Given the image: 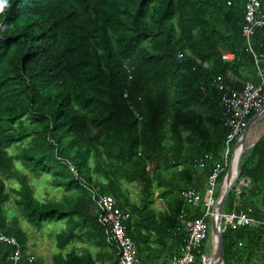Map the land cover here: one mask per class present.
<instances>
[{"label":"trees","instance_id":"obj_1","mask_svg":"<svg viewBox=\"0 0 264 264\" xmlns=\"http://www.w3.org/2000/svg\"><path fill=\"white\" fill-rule=\"evenodd\" d=\"M242 25V0H8L0 13V234L19 249L16 264H42L21 223L37 233L49 222H64L51 264L113 262L95 195L129 214L134 246V229L153 231L173 243L169 256L179 252V216L203 214L202 202L190 207L182 194L203 193L198 161L209 173L227 134L209 85L229 74L240 90L253 77L252 54L264 58V27L247 44ZM224 53L232 60H221ZM244 153L239 180L248 183L238 198L232 188L222 213L261 222L264 134ZM41 176L62 192L59 200L37 198L31 182ZM123 183L138 196L125 209ZM155 200L163 210L152 208ZM221 237L222 264H264L261 226L226 227ZM12 252L0 243V264H12Z\"/></svg>","mask_w":264,"mask_h":264},{"label":"built area","instance_id":"obj_2","mask_svg":"<svg viewBox=\"0 0 264 264\" xmlns=\"http://www.w3.org/2000/svg\"><path fill=\"white\" fill-rule=\"evenodd\" d=\"M242 17L241 36L248 44L254 31L264 27V7L261 6L258 0H242ZM252 57L254 65L253 77L250 81L243 82L240 90H236L229 84L231 79L229 74L215 77L209 85V89L217 94V103L221 110V125L226 129L227 134L218 162L212 163L210 166L203 193L187 190L182 194L186 204L190 207H196L202 202L203 214L199 218L189 219H185V214L179 216L182 219L185 237L179 247V252L171 255L163 264H209L207 257L209 258L210 256H205L202 253L206 249L207 242L202 247V250L200 248L202 243L207 240V233L210 227L206 219L211 220L215 211L217 200L214 199V193L216 189H222L224 186V172H227L226 175L233 174L232 169L234 170L236 158V156L234 157V152L241 144V135L249 131L256 121V116L264 108V58H258L254 54H252ZM220 58L223 61L232 60V56L227 53L222 54ZM230 145H232L231 152L229 150ZM203 160L208 161L210 157L204 156ZM232 160L233 166L231 165ZM201 162L202 159L198 161L199 167ZM247 183V179H241L240 182H236L233 187L236 198L239 195V187H244ZM94 202L101 212L99 223L106 228V241L115 248V257L112 264H142L136 257L133 242L126 234L124 223L128 220V214L119 209L112 197L95 195ZM239 205L240 203L237 199L235 206ZM220 221L222 232L226 227L235 229L261 226L264 228V220L261 222L254 221L243 213H222ZM0 243L9 244L13 247L11 261L12 264H16L19 259V249L14 240L0 234Z\"/></svg>","mask_w":264,"mask_h":264},{"label":"rangeland","instance_id":"obj_3","mask_svg":"<svg viewBox=\"0 0 264 264\" xmlns=\"http://www.w3.org/2000/svg\"><path fill=\"white\" fill-rule=\"evenodd\" d=\"M200 111L202 113L205 112L202 109ZM258 122L259 121H257L256 124H254L253 126L250 127L249 132L251 133V135L248 133L249 138L253 137L254 135L256 136V129L260 125V123H258ZM23 144H25V142ZM229 150H230V152L232 151V145H230ZM246 151H245V153H246ZM9 152H10V154H14L16 152V150L11 148L9 150ZM226 173L227 172H224V177H225ZM40 178L41 179H39V180H33L31 182V187L33 188V191L36 192L37 198L40 199L41 201H43L44 199H49V198L54 199L55 201L59 200L62 192L59 189H53L48 185V183H47L49 181L48 176H41ZM242 179H244V178H242ZM6 185L8 188H17V186H18L14 180H8ZM6 210H8L7 216L11 217L13 215V213L11 212L12 209H11V204L9 202L6 205ZM207 223L210 224V219L207 220ZM25 226L26 225L24 223H21V228L27 235V239H28L27 245L32 244L34 246L31 249V252H32V255L34 256L35 260L39 263H42V264H51L52 256L54 254L58 253V251L55 248L54 237L56 234L60 233L64 229V222L44 223V224H42L40 231L37 233H35L30 228H27V230L25 231ZM210 231H211V228L209 227L207 240H206L207 246H206V249L202 252L203 255H205V256H210V254H211V247H212V241H213L214 235H212V237H211ZM73 244L74 243L67 246V248H65L60 253L61 254L66 253L70 249V247H73L72 246ZM212 263L218 264L217 258H215V260H213Z\"/></svg>","mask_w":264,"mask_h":264},{"label":"crops","instance_id":"obj_4","mask_svg":"<svg viewBox=\"0 0 264 264\" xmlns=\"http://www.w3.org/2000/svg\"><path fill=\"white\" fill-rule=\"evenodd\" d=\"M196 169L198 171L195 174V178H196L195 184L198 188L202 186L199 189H203L205 187V180L208 174L205 172L206 167H203V168L199 167ZM207 169L210 170V167L207 166ZM179 170H180V167L175 166L172 169H170L169 172L173 173L172 175H174V173L179 172ZM98 181H102V180L99 179ZM122 185L125 188L124 189L125 193L123 195V198H124L123 204H124V209H125L126 206H128V202L129 204L137 203L138 196H137V192H136L134 185L125 184V183H123ZM152 208H155L156 211L163 210L162 204L156 200ZM132 222H133V218L131 219V223ZM135 231L136 230L134 229L133 233H134V237L136 238L135 250L137 251L136 257L142 264H163L168 258H170L169 256L170 253H168L169 250H166V249H168V246L170 245L172 248L173 243L169 242V240L157 239L156 237L157 233H154L153 231H147V232L142 231L141 234ZM165 246H166V249H165ZM104 264H112V261L108 263H104Z\"/></svg>","mask_w":264,"mask_h":264},{"label":"water","instance_id":"obj_5","mask_svg":"<svg viewBox=\"0 0 264 264\" xmlns=\"http://www.w3.org/2000/svg\"><path fill=\"white\" fill-rule=\"evenodd\" d=\"M257 119V116H256ZM264 134V132L259 135L255 141H253V143L250 145V147H252L254 145V143ZM244 136L245 133H243L241 135L240 141L241 143H244ZM250 147H248L247 149H240L236 155L235 158V167H234V172L235 174H227L225 175L224 179V186L222 187V193L221 195L218 197L217 199V203L215 205V211H216V215L215 218H211L210 220V228H211V237L212 235H215V245L212 246V252L210 254L209 257V261H211L214 258L218 259V264H222L221 261V257H222V228H221V215H222V208H223V204L227 198L228 193L232 190V188L234 187V185L236 184V182H240L241 180L238 179L239 174H240V161H241V157L243 155V153L248 150ZM210 264V262H209Z\"/></svg>","mask_w":264,"mask_h":264},{"label":"bare ground","instance_id":"obj_6","mask_svg":"<svg viewBox=\"0 0 264 264\" xmlns=\"http://www.w3.org/2000/svg\"><path fill=\"white\" fill-rule=\"evenodd\" d=\"M257 121H259L258 123H260V125H259V127L256 129V136L254 135L253 137H251V138H249V136H248V133L251 135V133L249 132V131H247L246 133H245V136H244V143L242 142L240 145H239V147H238V149H242V148H244V149H247L248 148V146L263 132V130H264V108H263V110L259 113V115L257 116V119H256V121H255V123L254 124H256V122ZM253 126V125H252ZM250 130V129H249ZM253 134V133H252ZM238 149L237 150H235V152H234V157L236 156V154H237V151H238ZM233 164V160H232V163H231V165ZM233 166V165H232ZM232 173H235L234 171H233V169H232ZM215 215H216V211H214V213H213V218H215ZM215 245V235H214V238H213V241H212V246H214ZM213 260H215V258L214 259H212L211 261H209V258L207 257V261H209L210 262V264H213L212 262H213ZM218 260V259H217Z\"/></svg>","mask_w":264,"mask_h":264},{"label":"clouds","instance_id":"obj_7","mask_svg":"<svg viewBox=\"0 0 264 264\" xmlns=\"http://www.w3.org/2000/svg\"><path fill=\"white\" fill-rule=\"evenodd\" d=\"M6 7H8V0H0V13H3ZM0 30H2V26H0Z\"/></svg>","mask_w":264,"mask_h":264}]
</instances>
